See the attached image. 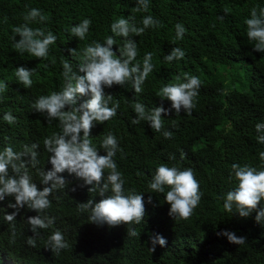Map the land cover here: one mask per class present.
Wrapping results in <instances>:
<instances>
[{"label":"trees","instance_id":"1","mask_svg":"<svg viewBox=\"0 0 264 264\" xmlns=\"http://www.w3.org/2000/svg\"><path fill=\"white\" fill-rule=\"evenodd\" d=\"M0 264H264V0H0Z\"/></svg>","mask_w":264,"mask_h":264}]
</instances>
